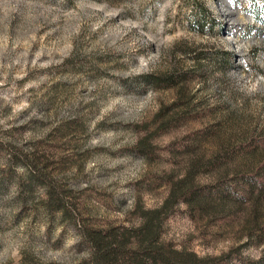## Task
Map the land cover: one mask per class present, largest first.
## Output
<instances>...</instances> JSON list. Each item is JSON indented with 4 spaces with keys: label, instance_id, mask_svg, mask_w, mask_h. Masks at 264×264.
<instances>
[{
    "label": "rangeland",
    "instance_id": "374dc122",
    "mask_svg": "<svg viewBox=\"0 0 264 264\" xmlns=\"http://www.w3.org/2000/svg\"><path fill=\"white\" fill-rule=\"evenodd\" d=\"M196 165L264 181V0H0V264H90L85 226ZM247 211L180 203L163 237L264 264Z\"/></svg>",
    "mask_w": 264,
    "mask_h": 264
},
{
    "label": "trees",
    "instance_id": "16d2710c",
    "mask_svg": "<svg viewBox=\"0 0 264 264\" xmlns=\"http://www.w3.org/2000/svg\"><path fill=\"white\" fill-rule=\"evenodd\" d=\"M257 150L259 147L253 149V151ZM198 168L196 165L183 177L168 180V196L160 206L147 208L139 203L134 212L138 218L137 224L85 226L82 229V238L89 247V263L222 264L226 262L230 258V253L220 256H199L190 249L178 248L172 241L163 237L165 223L180 203L186 204L198 214L211 217L227 216L232 209L242 212L248 210V216L257 227L250 232L257 230V236L264 237V181L260 178L262 173L239 175L234 183L220 179L215 183L201 184L196 176ZM253 236L252 234L251 237Z\"/></svg>",
    "mask_w": 264,
    "mask_h": 264
}]
</instances>
